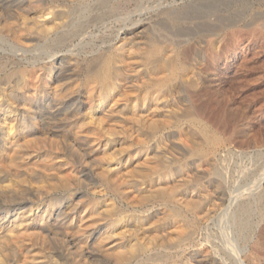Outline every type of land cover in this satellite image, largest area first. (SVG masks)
<instances>
[{
	"label": "bare ground",
	"instance_id": "1",
	"mask_svg": "<svg viewBox=\"0 0 264 264\" xmlns=\"http://www.w3.org/2000/svg\"><path fill=\"white\" fill-rule=\"evenodd\" d=\"M137 1L0 0V264L258 263L264 169L233 190L202 45Z\"/></svg>",
	"mask_w": 264,
	"mask_h": 264
},
{
	"label": "rangeland",
	"instance_id": "2",
	"mask_svg": "<svg viewBox=\"0 0 264 264\" xmlns=\"http://www.w3.org/2000/svg\"><path fill=\"white\" fill-rule=\"evenodd\" d=\"M137 6L125 8L124 5L120 12L135 20L154 21L170 10L181 20L180 23L170 21L162 24V28L166 25L164 31L174 33L175 40H183L180 46L188 50L195 51L202 45L200 66L207 68L209 83L202 87L203 95L197 98V103L201 100L199 103L205 117L223 137H229L227 145L230 149L227 151H231L228 155L233 169L230 177L233 190L240 196L251 193L258 184L260 171L264 169V0H138ZM214 32L220 36L217 48L212 49L209 41L214 38ZM238 46L244 47L246 54L234 60ZM248 140H251L250 147L244 143ZM259 207L248 214L252 216L249 217L252 223L261 219L264 204ZM227 224V219H224L213 230L219 232L221 229L219 233L225 236ZM263 226L264 217L260 223V227ZM236 238L241 245L243 236L237 233ZM261 251L258 263L264 264V248Z\"/></svg>",
	"mask_w": 264,
	"mask_h": 264
}]
</instances>
